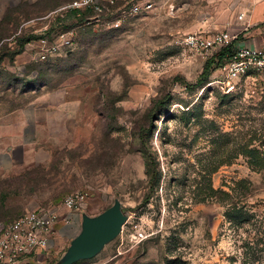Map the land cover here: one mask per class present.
<instances>
[{
	"label": "rangeland",
	"instance_id": "374dc122",
	"mask_svg": "<svg viewBox=\"0 0 264 264\" xmlns=\"http://www.w3.org/2000/svg\"><path fill=\"white\" fill-rule=\"evenodd\" d=\"M73 1L0 0V116H35L36 99L52 94L41 115L55 121L38 133L42 155L0 182V223L41 209L77 215L65 251L84 217L120 208L121 233L70 264H264V83L236 79L227 92L209 84L224 80L217 69L205 89L197 83L216 51L183 46L233 12L210 11L209 0H116L118 12L153 5L116 27L115 15L97 22ZM65 31L73 47L47 62L22 43ZM72 194L85 199L67 212Z\"/></svg>",
	"mask_w": 264,
	"mask_h": 264
},
{
	"label": "built area",
	"instance_id": "2783aa9c",
	"mask_svg": "<svg viewBox=\"0 0 264 264\" xmlns=\"http://www.w3.org/2000/svg\"><path fill=\"white\" fill-rule=\"evenodd\" d=\"M116 0H74L68 5L71 10L90 9L95 14L97 22L105 20L104 17L115 15L110 24L118 27L122 17L131 13L137 15L143 10L153 7L150 2H138L130 8H121L118 12L114 9ZM244 13L238 15V19L244 17ZM107 20V19H106ZM242 31L232 29L229 25L221 30L190 33L183 40V46L189 51L208 55L221 48L234 45L235 50L227 62L219 69L224 74V80H213L211 86L222 85L227 92L235 88L234 81L245 79L255 84L257 81L264 83V48L247 45H237ZM32 49L33 60L47 62L58 56L64 50H69L74 45L72 32H60L56 35H44L28 43ZM204 88H206L204 86ZM255 91V89H253ZM85 199V194H72L63 202V210L71 212L75 210ZM64 219L67 218L63 215ZM62 215L58 210L41 209L32 210L20 215L10 223H0V264H23L38 251L47 249L56 224Z\"/></svg>",
	"mask_w": 264,
	"mask_h": 264
},
{
	"label": "crops",
	"instance_id": "0c3cea01",
	"mask_svg": "<svg viewBox=\"0 0 264 264\" xmlns=\"http://www.w3.org/2000/svg\"><path fill=\"white\" fill-rule=\"evenodd\" d=\"M209 3L210 11L233 12L224 28L229 25L232 29L242 31L239 39L235 42L237 45L264 48V0H209ZM240 13L245 14L241 20L238 19ZM215 26L213 24L212 28ZM199 29L206 31L204 27ZM52 102V94L36 99L34 105L37 104L40 109L38 108V113L35 116L27 115L21 110L15 115L0 116V123H5V126L0 127V182L10 177L19 163L29 165L33 157L42 155L41 148L37 147L38 133L42 131L44 123L53 124L55 121L53 117L43 116L41 113L43 110L46 112L48 107L53 104ZM30 124H34V126L28 127ZM1 196L2 192L0 191V204L3 203ZM67 215L66 219L62 217V220L56 224L49 247L27 258L23 264H40L50 255L58 257L57 264L60 262L70 247L65 251L58 248L66 236L64 226H67L66 224L69 222L72 224L77 222V215Z\"/></svg>",
	"mask_w": 264,
	"mask_h": 264
},
{
	"label": "water",
	"instance_id": "95a60500",
	"mask_svg": "<svg viewBox=\"0 0 264 264\" xmlns=\"http://www.w3.org/2000/svg\"><path fill=\"white\" fill-rule=\"evenodd\" d=\"M126 220L127 216L120 208L109 209L94 218L84 217L82 232L73 240L58 264H70L94 255L104 243L121 233Z\"/></svg>",
	"mask_w": 264,
	"mask_h": 264
},
{
	"label": "trees",
	"instance_id": "16d2710c",
	"mask_svg": "<svg viewBox=\"0 0 264 264\" xmlns=\"http://www.w3.org/2000/svg\"><path fill=\"white\" fill-rule=\"evenodd\" d=\"M86 10H88V11L93 13V11L90 10V9H83V10L74 9V11H76V12L77 11L85 12ZM39 38H41V36H39V37H29L27 39H23L22 43H26L27 44L31 40L39 39ZM234 50H235L234 45H230V46L221 48L220 50L216 51L215 54L206 61L204 69H203V72H202L197 84H199L201 87H204L210 81V77L213 74V72L215 70L219 69L220 67H222L227 62L229 57H231L232 54L234 53ZM68 53L69 52H67V54ZM162 102H164V101H162Z\"/></svg>",
	"mask_w": 264,
	"mask_h": 264
}]
</instances>
